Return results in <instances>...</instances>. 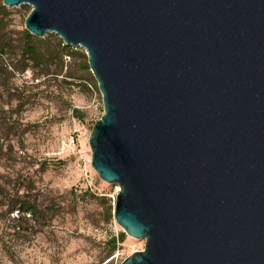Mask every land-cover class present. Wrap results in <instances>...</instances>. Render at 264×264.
I'll return each mask as SVG.
<instances>
[{
	"label": "water",
	"instance_id": "water-1",
	"mask_svg": "<svg viewBox=\"0 0 264 264\" xmlns=\"http://www.w3.org/2000/svg\"><path fill=\"white\" fill-rule=\"evenodd\" d=\"M83 47L102 94L89 136L120 264H264V0H3Z\"/></svg>",
	"mask_w": 264,
	"mask_h": 264
},
{
	"label": "rangeland",
	"instance_id": "rangeland-1",
	"mask_svg": "<svg viewBox=\"0 0 264 264\" xmlns=\"http://www.w3.org/2000/svg\"><path fill=\"white\" fill-rule=\"evenodd\" d=\"M5 6L3 40L17 43L31 7ZM33 35L46 52L62 40L54 32ZM73 48L79 54L65 55L60 73L36 77L33 68L22 70V61L14 60L13 67L5 44L0 65V264H120L145 246L144 238L126 233L106 256L110 237L124 231L113 212L119 185L102 179L92 166L89 136L103 113V100L92 71L83 67L85 49ZM49 59L56 62L52 55ZM89 76L94 87L85 85ZM74 107L85 112L84 118L74 116ZM29 200L40 203L34 218L13 209Z\"/></svg>",
	"mask_w": 264,
	"mask_h": 264
},
{
	"label": "trees",
	"instance_id": "trees-1",
	"mask_svg": "<svg viewBox=\"0 0 264 264\" xmlns=\"http://www.w3.org/2000/svg\"><path fill=\"white\" fill-rule=\"evenodd\" d=\"M6 6L1 4L0 6V12H2L3 16L0 17V65L1 61L3 60V53L5 52V44L6 46L11 49L12 54H10V59L11 63L13 64V67L16 68V64L14 63V60L17 61H22V70L25 69L26 67H31L35 70L36 77H38L39 74H48L50 72L54 73H60L59 70H61L64 66V60L63 57L65 55H73L77 56L79 52L76 51L72 46H69L64 43L63 40L59 39L60 42H55L52 50L49 52H46L41 49L39 44L34 41V35L31 33L27 28H25L22 31L23 36L17 41V43H13L12 40H8L6 43H4L3 40V29L5 27V22H4V16L6 14ZM78 53V54H77ZM49 55H52L55 61H52L49 59ZM55 67L52 69V64ZM85 69H89V63L87 60V63L83 66ZM60 68V69H58ZM8 74H11V71L6 70ZM70 73H67L68 75ZM70 76V75H68ZM86 86H91L94 87L93 85V78L92 76L86 77ZM73 114L79 119L84 118L85 112L79 109L78 107L73 108ZM0 186V190H1ZM27 188V187H26ZM28 189V188H27ZM40 203L37 202L36 200H33L32 202L29 200L28 202L24 203L23 208L20 207H13L19 209V211H23L25 213H30L31 217L34 218L36 214L38 213ZM12 210V208H10ZM18 218H21L18 217ZM17 219V218H16ZM19 226V225H14ZM14 229L16 230V228ZM126 238V233L124 231L118 232L117 235H112L110 239L108 240V247L106 249V256H110L118 247L119 243L124 241Z\"/></svg>",
	"mask_w": 264,
	"mask_h": 264
}]
</instances>
